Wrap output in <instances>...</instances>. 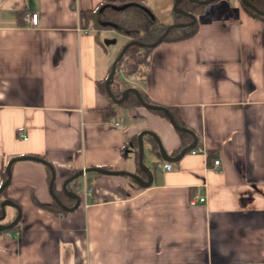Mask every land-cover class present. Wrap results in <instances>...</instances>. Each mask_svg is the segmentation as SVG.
<instances>
[{
	"label": "crops",
	"instance_id": "0c3cea01",
	"mask_svg": "<svg viewBox=\"0 0 264 264\" xmlns=\"http://www.w3.org/2000/svg\"><path fill=\"white\" fill-rule=\"evenodd\" d=\"M99 1L0 0V165L39 157L53 168L61 203L80 200L73 210L42 208L54 201L48 166L13 161L4 199L20 218L0 232V264H264V24L222 0L197 16L191 37L157 44L142 80L128 78L150 101L174 107L198 143L168 161L143 134L145 172L142 130L171 157L180 139L163 117L99 90L116 57L99 60V35L117 31L95 36L79 17ZM163 162L171 168L156 166ZM90 167L150 183L86 171L63 190ZM14 209L5 208L3 223Z\"/></svg>",
	"mask_w": 264,
	"mask_h": 264
},
{
	"label": "trees",
	"instance_id": "16d2710c",
	"mask_svg": "<svg viewBox=\"0 0 264 264\" xmlns=\"http://www.w3.org/2000/svg\"><path fill=\"white\" fill-rule=\"evenodd\" d=\"M252 4L253 8L249 7L246 4L240 3V6L243 10L251 17L258 19L264 24V14L261 12L264 10V0H247ZM129 3V6L124 7L121 10H115L112 8L113 5L119 6ZM205 4L191 2L190 0H179L177 2V9L179 8L182 11L189 12L193 14L196 18L195 22L189 26L184 27H172L167 34L161 39L160 42L165 41H180L186 38L191 37L197 30V16L203 13ZM200 7L199 9H196ZM255 8V9H254ZM173 23L179 22H189L191 18L187 15L173 12ZM153 19L151 20V17ZM79 17L84 23V27L87 29H92L94 35L103 29H113L117 32L127 36V41H138L142 43H152L154 42L165 30L168 24L162 23L159 21L150 9L144 2V0H100L92 9L88 11L79 12ZM105 23V24H103ZM115 24V26H112ZM97 38V37H96ZM159 42V43H160ZM157 43V44H159ZM156 44V45H157ZM153 47L139 46L136 44H130L124 51L122 57L116 62L115 72L113 75V80L109 85L110 91L113 96L116 98L121 97L124 90L129 87L136 88L146 103L157 104L150 101L146 95L142 92L139 86L132 84L128 81L130 77H136L138 80H142L148 70L150 62V54ZM110 71V68L107 71V74L103 79L97 82V86L101 92L105 93L104 82ZM120 106H142L136 96L130 92L128 96L119 103ZM158 105V104H157ZM172 114L174 121L180 125L182 123L177 118V112L174 107L164 106ZM148 109V108H146ZM152 113L163 117L168 121L166 115L161 110L148 109ZM179 136L180 144L176 151L171 155H176L182 148L186 147L192 141V135L190 133L174 129ZM150 143V151L154 154H158L157 143L151 136H147ZM198 146L196 142L193 148L187 150H194ZM47 170V179H50V170L46 167ZM6 171L5 165H0V185L6 180ZM7 186L0 193V201L4 199V194ZM1 203V202H0ZM42 208L47 210H61L59 205L53 201L51 205H41ZM1 214V210H0ZM16 215V210L14 209L13 218ZM11 220V219H10ZM7 221V222H10ZM17 223L11 228H16ZM7 230H1L4 232Z\"/></svg>",
	"mask_w": 264,
	"mask_h": 264
},
{
	"label": "water",
	"instance_id": "95a60500",
	"mask_svg": "<svg viewBox=\"0 0 264 264\" xmlns=\"http://www.w3.org/2000/svg\"><path fill=\"white\" fill-rule=\"evenodd\" d=\"M179 0H175L174 3H173V9L177 12V13H181V14H184V15H187L191 18V20L189 22H179V23H172L170 25H168L165 30L163 31V33L152 43H142V42H138V41H134V40H131V41H128L126 42L122 47L121 49L119 50L118 54L116 55V57L113 59V62L111 63V66H110V71L105 79V82H104V88H105V91L107 93V95L111 98V100L114 102V103H120L121 101H123L130 92H132L136 98L138 99V101L140 102V104L145 107V108H148V109H155V110H161L164 112V114L166 115L169 123L171 124V126L174 128V129H177V130H180V131H184V132H189L191 133L192 135V141L191 143H189L186 147L182 148L180 150V152L178 153V155L176 157H171V156H168L165 152V150L163 149L158 137L153 134L152 132L150 131H143L140 132L137 136V139H138V164L139 166L145 171V172H149V169H147L146 167L143 168V163H142V154H143V145H142V135L143 134H150L152 136V138L155 140V142L157 143V146H158V149H159V153H160V157L164 160H168V161H173L175 159H177L179 156H181L182 154H184V152H186L187 150L191 149L195 143H196V137L195 135L189 130L187 129L186 127H182L180 125H178L173 117H172V114L169 112V110L162 106V105H157V104H150V103H146L141 95H140V92L134 88V87H129L127 89L124 90L123 94L121 95V97L119 98H116L113 96L112 92L110 91V88H109V85L110 83L112 82L113 80V75H114V72H115V65H116V62L122 57L124 51L126 50V48L130 45V44H136V45H139V46H146V47H153L154 45H156L157 43H159L161 41V39L167 34V32L172 28V27H184V26H189L191 24H193L196 20L195 16L189 12H185V11H182L180 10L179 8L177 9V2ZM191 2H196V3H201V4H206L212 0H190ZM238 2L240 3H243V4H246L248 5L249 7L253 8L252 4H250L247 0H237ZM129 6V3H126V4H123V5H119V6H115L113 5L112 8L115 9V10H121V9H124V7H127ZM255 9V8H254ZM262 14H264V10L261 12ZM151 17V16H150ZM153 19V16L151 17V20ZM105 24V23H103ZM112 26H115V24H112ZM16 159H33V160H37V161H41L42 163H44L45 165H47L50 169V179H49V190L52 194V197H53V200L58 204L60 205L64 210H73L77 207V205L79 204L80 200L78 199L79 196L77 194H69L72 198L75 199V203L72 207H65L61 201L52 193V185H53V180H54V171H53V168L51 167V165L49 163H47L45 160L39 158V157H36V156H21V157H13L11 159H9L5 165V171H6V180L0 185V193L1 191L8 185L9 183V177H10V165L13 161H15ZM86 171H95V172H99V173H104V174H122V175H127V176H130V177H133L135 178L136 180L139 181V183L143 186H146L150 183V181H141L136 175L132 174V173H129V172H126V171H108V170H104V169H100V168H97V167H90V168H85V169H81L79 171H76V173H74L73 175L69 176L67 179H65V181L63 182V190L65 191V188H66V184L70 181H72L73 179L77 178L78 176H80L83 172H86ZM0 210H1V214H0V221L3 220L5 218V208L7 206H11V207H14L16 209V215L15 217L13 218V220L9 223H0V231L1 230H6V229H10L12 226H14L18 221H19V218H20V208L17 204H15L13 201L9 200V199H3L2 201H0Z\"/></svg>",
	"mask_w": 264,
	"mask_h": 264
},
{
	"label": "rangeland",
	"instance_id": "374dc122",
	"mask_svg": "<svg viewBox=\"0 0 264 264\" xmlns=\"http://www.w3.org/2000/svg\"><path fill=\"white\" fill-rule=\"evenodd\" d=\"M222 0H212L205 4L204 11L206 10V14L203 17L211 16L210 10L212 7L216 6V4H219ZM145 3L148 4V6L152 9L153 15L162 23L165 24H172L173 23V12H176L173 9V3L174 0H144ZM200 7H197L196 9H199ZM202 18L201 16L198 17V20ZM122 35V36H118ZM124 34H117V32H108V33H101L100 40L101 43H104L106 46V52L104 50H100L99 53V60L103 61L105 58H112L114 55L116 56L119 52L120 48L125 44V42L119 44V41L121 39L126 40L127 36ZM106 42V43H105ZM131 80H135V78H131ZM5 220V219H4Z\"/></svg>",
	"mask_w": 264,
	"mask_h": 264
},
{
	"label": "built area",
	"instance_id": "2783aa9c",
	"mask_svg": "<svg viewBox=\"0 0 264 264\" xmlns=\"http://www.w3.org/2000/svg\"><path fill=\"white\" fill-rule=\"evenodd\" d=\"M25 20L30 24V25H35L37 24V20H38V15L36 13H27L25 15ZM115 124H118L117 122H115ZM23 139H25L26 137H22ZM192 153H195L194 150H192ZM213 165L215 168H218L219 166V160L218 159H215L213 161ZM157 167L161 168V169H165V170H169L171 168V164L169 162H163V163H157L156 164ZM76 188H80V185H77ZM83 193L84 195H90V192L83 188ZM198 201H203V198L202 197H199L198 198Z\"/></svg>",
	"mask_w": 264,
	"mask_h": 264
},
{
	"label": "flooded vegetation",
	"instance_id": "af4514ba",
	"mask_svg": "<svg viewBox=\"0 0 264 264\" xmlns=\"http://www.w3.org/2000/svg\"><path fill=\"white\" fill-rule=\"evenodd\" d=\"M0 223H3L2 220L0 221Z\"/></svg>",
	"mask_w": 264,
	"mask_h": 264
}]
</instances>
